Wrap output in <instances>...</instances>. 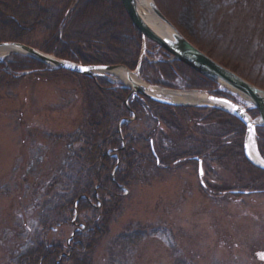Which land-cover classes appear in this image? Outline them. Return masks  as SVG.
<instances>
[{
  "label": "rangeland",
  "instance_id": "obj_1",
  "mask_svg": "<svg viewBox=\"0 0 264 264\" xmlns=\"http://www.w3.org/2000/svg\"><path fill=\"white\" fill-rule=\"evenodd\" d=\"M2 1L10 3V0ZM33 1L12 0L11 3L17 6V15L25 19L30 12H26L25 4H33ZM80 1H83V6L88 0H38L35 5H40L44 13L43 23L40 22V28L32 27L26 39L42 48L51 40L55 26L51 24L57 23L56 19L59 18L58 22L60 19L64 21L59 36L62 41H69V36H65L66 31L68 34L73 28L71 25L66 28L70 24L68 17ZM153 1L181 35L188 37L222 66L264 90V0ZM32 4L30 13L34 14ZM101 10L100 5L94 6L90 16L84 15L89 23H85L87 30L83 34L89 36L96 26L99 27L103 18L102 13L98 14ZM46 15L47 20H44ZM126 15L129 18L127 12ZM128 40L132 55H135L136 42ZM145 44L144 48L140 36L137 65L132 70L128 69L141 83L155 88L196 91L206 95L223 92L217 89L215 83L211 82V85L202 82L203 78L199 79V83L204 84V87L196 88L192 84L195 80L189 76L192 72L186 75L182 62L148 39ZM27 57L22 53L11 52L4 55L0 62L17 61L15 69L4 67L3 72L6 73L0 72V264H16L19 257L37 240L43 242L49 250L58 248L53 262L42 258L37 263L71 264L70 250L76 232L86 229L88 225L92 228L95 224L91 213L84 215L74 206L77 210L73 209L74 213L68 215L66 223L51 222L42 228V222L46 218V201L60 190L62 182L59 178L62 172L67 171L64 165L69 163V137L83 128L89 112H93L90 100H96L90 96L87 101L84 82L60 72L63 69L44 64L51 73L39 75H31V71L25 68V71L18 69ZM169 68H172L171 71ZM104 74L102 79L106 80L107 88L128 91L123 85L127 83L116 73ZM234 96L231 95V98L240 101L245 109L252 108L249 102ZM172 107L175 108L173 113L181 121L183 117L177 108L198 109V116L206 117L211 113L213 119H218L214 113L218 111L227 116L219 117L223 123H227L230 117L243 125L238 118L219 108L206 105ZM250 111V115L256 118L253 116L255 111ZM189 115L192 118L193 112H189ZM184 118L182 123L187 122L188 116ZM195 121L186 125L194 129L197 126L199 128L201 122V128H209L208 123ZM119 122L120 118L115 126H119L117 130L122 141L130 135L127 131L140 135L144 134L146 127L154 126L145 112L132 121ZM261 129L264 132V128ZM233 130L234 126L231 125L226 131ZM194 134L199 138V133ZM172 136L176 138L178 135ZM234 136L232 134L226 142L220 139V142H224L223 149L228 145L226 149L235 151ZM253 139L260 154L257 132ZM158 149L156 147L157 152ZM147 151L145 155L149 154L153 167L150 169L148 165L142 164L139 168L140 175L130 190L124 193L121 210L110 221L106 237L99 240L90 252V264H108L107 259L113 255L112 245L122 236L139 232L145 234V237L129 249L127 254H123L125 257L121 255L128 264H174L177 256L172 253L173 250L191 264H264L260 255L264 254V193L240 196L229 193L219 195L211 193V190L208 192V186L213 180L220 182L216 180L218 176H214V172L219 173L222 180L232 179L234 163L222 157L229 163L228 169H223L217 164L216 158L197 157L203 159V177L200 178L196 160L189 158L184 162H163V151L159 150L161 164L158 165L154 161V151ZM228 154L225 151L222 153L229 159ZM261 158L264 160V157ZM244 161L248 162L245 156ZM237 168L245 171V167ZM55 179H59L55 185L60 184L57 188L52 186ZM151 230L155 231L154 236ZM158 232L161 235L157 236ZM115 251L117 253V249Z\"/></svg>",
  "mask_w": 264,
  "mask_h": 264
},
{
  "label": "trees",
  "instance_id": "obj_2",
  "mask_svg": "<svg viewBox=\"0 0 264 264\" xmlns=\"http://www.w3.org/2000/svg\"><path fill=\"white\" fill-rule=\"evenodd\" d=\"M11 1L8 3L0 0V43H21L57 58L83 65H122L130 70L137 65L140 53V34L132 22L129 21L120 0H88L85 1L83 6V1H80L77 8L68 17L70 24L66 25V28L68 29L71 25L73 30L68 34L66 31V35H64L69 36V41H62V37L59 36L63 25L62 22L64 21L60 19L58 22L59 18H57V23L51 24L55 25L53 27L54 31L51 33V40L47 41V44L42 48L38 47V45L34 46L26 39L27 35L32 31V27L34 29L40 28L39 26L43 23L42 16H44V13L40 10V5H35L38 0H30L31 2L33 1V4H25L26 12L27 10L31 12V4L35 8V11L33 10L34 14L28 12V16L25 19L17 15V6L13 5ZM67 1L69 2V0ZM70 1L73 2L74 0ZM99 5L103 9L98 13L103 15L99 22L100 24L98 23L99 27L96 26L97 28L95 27L89 36L83 34L87 30L85 23H89L86 20L87 18H84V15L90 16L94 6L98 7ZM82 18L84 20L80 21ZM44 20H47V15ZM119 30L122 32L119 33ZM123 33L124 35H122ZM128 39L136 42L137 53L135 55H132V48ZM91 53L94 55H91ZM23 61L24 63L21 62L22 67H18V69L22 68V71L30 70L31 75H39L44 72L47 74L51 73L43 63L33 58L27 57ZM9 62L11 63L8 64ZM9 62L0 64L1 73H6L5 71L3 72L4 67L15 69L16 59ZM184 67L186 75L192 72L189 76H192V79L195 80V83H192L193 86L198 89L202 86L204 87V84L199 83L203 77L191 68L185 65ZM171 69L169 68V71ZM60 72L84 82L87 101L90 100V96L96 100L94 102L92 99L90 100L93 112L89 110V117L86 119L83 128L75 132L71 138L69 137L70 146L67 152L69 163L64 165L67 171L64 173L62 172L63 169L61 170L62 175L59 178L62 182L61 186L59 184L55 187L59 179L54 180L52 186L55 188L60 186L61 188L52 198L46 201V218L42 217L44 219L42 228H46L51 222L59 223V221H62V223H66L65 220L68 215L73 214V209H76L74 206H77L84 215L91 213L92 222L95 224L92 228L88 225L86 229L76 232L75 242L73 247H71L72 250H70L72 252L69 257L71 264H90V252H92L99 240L106 237L110 221L121 210L125 197L124 193L126 190H130L134 180L140 175L139 168L142 164L148 165L150 169L153 167L149 154L145 155L146 152L148 153L147 150L151 149V144L156 154L154 161L156 160L155 163L157 162L158 165L161 164V157L158 154L160 153L159 150L163 151V162L167 161L168 163L173 160L184 162L189 160V158L194 159L197 157L216 158L217 164L223 169H228L229 163H234L232 164L233 174L231 180H222L220 174L213 170L214 176H218L216 180L220 182L213 180L208 186V192L211 190V193H220L221 195L225 193L232 195V191H241L247 195L264 193V172L244 161L243 135L245 127L234 120V118L232 120L229 117V121L223 123L219 120V117L226 118L227 116L218 111L214 112L217 114L218 119H213L211 113L206 117L198 116L197 112L200 111L198 109L177 108L183 120H185L184 116H188L187 122L182 123L183 120L181 121L173 113L174 107L161 105L148 99H141L139 102L137 100L134 101V97H129V91L107 88L106 80L102 78L93 80L64 70ZM202 82L211 84L205 78L202 79ZM127 101L128 104L126 103ZM191 111L193 112L192 118L189 117V112ZM144 112L150 116L154 126L147 124L149 127H146L144 134L140 135L135 134L133 131H127L130 135L127 136L125 141H122L120 139L121 134L117 130L119 126H115L117 120L120 118L119 123H121L122 119L131 120L134 116L139 118V114ZM256 115L257 112H253V116ZM194 120H202V122L208 123L209 128H201V122L199 128H197L198 124L194 129L186 125H189L190 121ZM197 121L195 122L197 123ZM161 124L164 126L161 127ZM231 125L234 126L233 132L226 131L229 130ZM194 133H199V138H196ZM175 134L178 136L172 138V135ZM232 134H235L233 145L237 149L235 148V151L230 152V150L226 149L229 147L228 145L223 149L224 142H220V139L226 142V139L230 138ZM257 134L260 153L264 157L263 129L259 128ZM138 145L141 146L139 147ZM156 147L157 149L159 148L158 152ZM223 151L229 153V159L228 156L222 155ZM109 152L112 153L111 156ZM222 157H226L227 159L225 160L230 162L226 163ZM240 166L245 167V171L242 168L241 170L237 168ZM142 175L144 176L145 173H142ZM240 196L243 195L240 194ZM87 223L89 224V222ZM151 233L154 236L155 231L151 230ZM160 233L158 232L157 236L161 235ZM135 234L122 236L112 245L111 253L113 252V255L107 259L108 264H128L126 258L122 259L125 257L123 254H127L129 249L138 245L145 237V234L141 232ZM115 249H117V253L116 251L114 252ZM57 251L58 248L49 250L43 242L37 240L34 245L26 249L16 264H40L37 262L42 258L53 262L54 257L56 258L57 256ZM172 253L178 257H176L174 264H191L187 260L180 258L175 250ZM121 255L123 256L122 258Z\"/></svg>",
  "mask_w": 264,
  "mask_h": 264
},
{
  "label": "water",
  "instance_id": "obj_3",
  "mask_svg": "<svg viewBox=\"0 0 264 264\" xmlns=\"http://www.w3.org/2000/svg\"><path fill=\"white\" fill-rule=\"evenodd\" d=\"M121 2L134 27L140 32L144 48L146 45V39H148L167 51L173 57H175L177 61L187 65L198 74L212 81L216 85L229 90L231 93H234L246 99L259 112V120H261V123L258 124V126L264 127V90L255 87L234 72L223 67L221 64L207 56L192 43H190L160 12L159 8L153 0H149V9L169 28L171 35H169L168 37L157 33L147 22H145L140 9L139 0H121ZM1 47H8L9 49H11V52L22 53L25 56L33 58L43 64L50 65L55 69L67 70L79 75H83L85 77H89L91 79H95L98 76H104V73H118L120 71H123L126 73L125 78H127L130 83V85L125 84L124 87L131 91V95L139 94L149 98L152 101L168 106L192 107L191 105L175 103L159 97L157 90L158 88L133 81L130 78L131 74L129 70L123 66H83L64 59L57 58L55 56L41 52L33 47L17 42L1 43L0 48ZM2 60L3 57H0V62H2ZM82 69L88 70L84 71ZM137 70H139V67ZM159 89L167 90L165 88ZM205 97L209 102L213 103V105L206 106H211L213 108H219L227 111L228 113L238 118L246 126L244 142L245 154L248 160L254 166L264 171V163L254 162L249 154V141L255 133L257 120L252 119L249 116L248 112L234 101L208 94H205ZM202 175L203 174L200 162L199 176L202 177Z\"/></svg>",
  "mask_w": 264,
  "mask_h": 264
},
{
  "label": "bare ground",
  "instance_id": "obj_4",
  "mask_svg": "<svg viewBox=\"0 0 264 264\" xmlns=\"http://www.w3.org/2000/svg\"><path fill=\"white\" fill-rule=\"evenodd\" d=\"M140 3V9L143 15V19L145 22H147L157 33L162 34L164 36L171 35V32L169 28L153 13L150 12L149 9V0H139ZM11 53V49L8 47H1L0 48V57H3L4 55H7ZM120 78L125 80V83L130 85L129 81L127 80L126 73L123 71H120L116 73ZM130 78L135 82H140L137 77L130 75ZM158 90L159 97L170 100L175 103H180L184 105H191V106H205V105H213L212 102H209L205 94L196 92V91H170V90ZM261 123V120H257V125ZM249 154L251 159L254 162L261 163L262 158L259 156L255 142L253 138L251 137V140L249 141Z\"/></svg>",
  "mask_w": 264,
  "mask_h": 264
},
{
  "label": "flooded vegetation",
  "instance_id": "obj_5",
  "mask_svg": "<svg viewBox=\"0 0 264 264\" xmlns=\"http://www.w3.org/2000/svg\"><path fill=\"white\" fill-rule=\"evenodd\" d=\"M202 51H203V50H202ZM204 52H205V51H204ZM205 53H206V52H205ZM141 99L144 100V98H141V97H134V101L137 100V101L139 102V101H141ZM127 104H128V102H127Z\"/></svg>",
  "mask_w": 264,
  "mask_h": 264
},
{
  "label": "snow or ice",
  "instance_id": "obj_6",
  "mask_svg": "<svg viewBox=\"0 0 264 264\" xmlns=\"http://www.w3.org/2000/svg\"><path fill=\"white\" fill-rule=\"evenodd\" d=\"M82 70L87 71L88 69H82ZM261 163H264V161H261ZM260 255H261V259H264V254H260Z\"/></svg>",
  "mask_w": 264,
  "mask_h": 264
}]
</instances>
